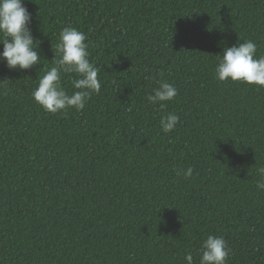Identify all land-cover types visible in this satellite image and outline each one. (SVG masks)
<instances>
[{"label":"trees","instance_id":"1","mask_svg":"<svg viewBox=\"0 0 264 264\" xmlns=\"http://www.w3.org/2000/svg\"><path fill=\"white\" fill-rule=\"evenodd\" d=\"M25 6L41 64L0 61V264H199L209 234L228 264H264V88L215 77L225 47L252 40L264 56V0ZM67 26L87 35L102 87L51 114L32 92ZM160 80L178 90L165 109L147 101ZM168 112L180 122L165 134Z\"/></svg>","mask_w":264,"mask_h":264},{"label":"clouds","instance_id":"2","mask_svg":"<svg viewBox=\"0 0 264 264\" xmlns=\"http://www.w3.org/2000/svg\"><path fill=\"white\" fill-rule=\"evenodd\" d=\"M32 14L25 6V0H0V61H5L9 70H28L40 65L41 55L38 52L40 41L37 40L30 27ZM88 37L75 27L67 26L59 32V42L52 59V66L39 79L32 97L41 108L48 113H64L70 108L82 111L93 94H100L101 81L98 79L100 69L89 59ZM59 56L57 59L56 56ZM215 67V77L220 82H242L264 88V56L257 58V45L252 40H244L223 49V55ZM75 73L72 80L74 91L69 94L62 84L64 74ZM4 81V80H0ZM117 81H113L116 84ZM158 87L147 96L152 105L165 109L167 102L178 95L176 87L160 80ZM180 117L168 112L160 118V127L167 134L174 130ZM193 168L181 169L177 175L184 178L193 176ZM260 179L256 188L264 191V166L257 169ZM199 264H228L232 254L231 248L223 236L209 234L201 244ZM186 264H197L191 252H187Z\"/></svg>","mask_w":264,"mask_h":264}]
</instances>
